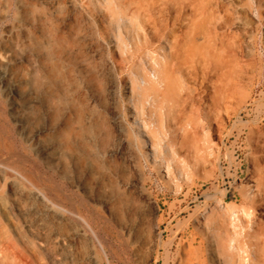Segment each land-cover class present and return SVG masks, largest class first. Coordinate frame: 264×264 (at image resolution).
<instances>
[{"label":"rangeland","instance_id":"374dc122","mask_svg":"<svg viewBox=\"0 0 264 264\" xmlns=\"http://www.w3.org/2000/svg\"><path fill=\"white\" fill-rule=\"evenodd\" d=\"M221 1L235 8L234 23L225 46L211 49L212 77L185 103L169 91L165 103L140 97L138 80H153L161 50L150 41L123 60L142 41L127 36L126 23L102 17L103 3L25 0L13 16L0 2V161L20 175L3 184L0 174L9 253L27 255L32 242L37 264H212L196 238L199 211L223 193L226 204L240 194L255 200L264 175V0ZM46 44L50 98L43 80L37 92L33 83L46 67ZM217 80L228 81L216 97ZM217 102L218 115L207 113Z\"/></svg>","mask_w":264,"mask_h":264},{"label":"bare ground","instance_id":"6f19581e","mask_svg":"<svg viewBox=\"0 0 264 264\" xmlns=\"http://www.w3.org/2000/svg\"><path fill=\"white\" fill-rule=\"evenodd\" d=\"M24 1L25 0H0L5 11L8 13L11 12L13 16L19 15L18 8L21 7V4ZM95 1L97 4L103 3L104 5V8L101 7L103 8V13L101 12L102 17H110L112 21L114 20V22L116 21V23L119 24L120 22H122V24L126 23V28L129 30V32H126L127 36H129V38H133L135 41H142L141 47L136 46L132 50L126 49L125 51L122 49L124 51L123 60L127 59L129 61H133L135 56L140 55V52L143 49L151 48L150 45L152 42L150 41L157 42V46H155L161 50L162 61L160 60L161 62L158 61L156 63L157 69H155V77L152 78L153 80L141 77L140 80H138L137 88L139 89L141 98L150 97L152 101H156L155 99H157V101L164 103L167 99L166 92L168 91L172 92L171 97H175L177 101L179 100L185 103L186 101L184 102V100H186V98L192 97L194 95L192 94L190 96L191 93H195L202 86H204L203 79L211 75L210 67H212L211 59H213L211 49L215 43H217L219 48H221V46H225H220V44H225V42L222 41L226 40L227 38L226 36L229 33L228 29L231 26V20L234 23V19H232L234 17L232 16L234 14L235 8L233 7L234 11L231 12V7L229 8L230 3L227 5L228 2L224 3V1L222 2L221 0ZM210 4H215V7L213 8L211 6L210 9ZM42 14L47 19V12H43ZM241 31L243 32V30ZM242 32L239 33L241 34ZM119 33L116 32L117 35H119ZM231 33H234V31ZM146 35L147 39H145ZM234 35L236 36L237 34ZM234 35L231 37L233 38ZM237 37H239V35H237ZM237 37L233 38V40L238 39ZM118 42H121V40ZM232 44L231 45L234 46L236 44L235 41L232 42ZM236 45L240 47L242 46L241 43H237ZM124 46L126 47L125 43ZM44 51L45 52L43 53L42 58L46 67H44V69L41 68L43 73H41L39 68L36 69L33 83L35 84L34 90L37 92L38 90H42V82L39 80H43V87L47 90L48 98H50L49 95L53 92L51 87L54 85L53 81H55L51 71V62L53 60L51 46L46 44ZM212 53H214V51ZM156 61L154 60V62ZM217 61L219 60L217 59ZM222 63L220 62V64ZM175 73L178 74L179 77H177L178 79H181L179 80L182 81V84L176 85L174 83L175 80L178 81L175 77ZM154 75L152 74V76ZM218 75L220 77V73ZM222 76L223 75H221V78ZM131 80L132 82H129L131 91L127 99L134 103L135 93L133 88L136 86H134L135 84L133 82V78ZM227 81L218 83L217 80L218 84L215 85L212 84L213 82L211 83L213 85V94L215 96L217 94L219 95L221 92H225ZM172 82L175 86H177V88L174 86L176 88L174 91L175 93H173V89H170L171 91L169 90ZM160 87L162 88L160 89ZM34 94L36 95L37 93ZM223 94H226V92ZM46 97L47 96H45V98ZM48 98L46 101L51 102V100ZM194 98L196 97L194 96ZM221 98L223 97L221 96ZM182 102H180L181 106ZM52 104L53 103L51 102V105L49 106H52ZM226 108L227 106H223L225 115L228 111H230L227 110L229 107L227 109ZM132 110L134 111L133 113L130 109L127 114L130 119L135 120L137 109L135 107L132 108ZM220 110H222V106L220 107L219 103L217 102L213 103L211 108H208L207 113L215 114L217 116ZM209 115L208 117H210ZM144 126L145 125L143 124V128ZM140 146L143 149H146V142L143 136H140ZM226 156H228V154ZM166 169H168V167ZM0 174L3 177V184L7 177L12 178L15 181L20 178L18 171L13 168L5 167L3 161H0ZM28 183L30 186L29 191L33 196V185L30 182ZM257 184L260 187V190L257 192L258 194H256L255 200L251 199L248 201L246 196L240 194L238 196H234L237 199L233 203L226 204L225 201L227 199V194L223 193L220 195V198L215 201L216 203L213 207H210L208 202H205L203 208L199 211L198 214H200L202 217L200 216L196 220V238L199 247L205 250L212 264H264V175H259ZM235 202H238V205H236ZM0 206L4 207L5 202L1 201ZM206 210L209 211L207 212ZM72 217L75 220L79 219V216L74 213L72 214ZM258 217L260 219H258ZM200 219H202L201 222ZM13 228L18 233L16 226L13 225ZM18 236L20 235L18 234ZM10 247L13 248L12 240H10V238L7 236L3 237L0 234V264H37V261L40 260V258L37 259L36 257L35 248L32 242H27V255H14L13 253L12 255L9 253L11 250ZM11 252H13V250H11Z\"/></svg>","mask_w":264,"mask_h":264}]
</instances>
